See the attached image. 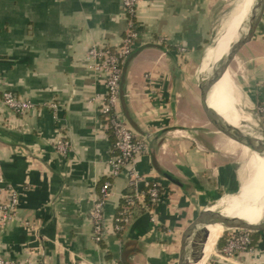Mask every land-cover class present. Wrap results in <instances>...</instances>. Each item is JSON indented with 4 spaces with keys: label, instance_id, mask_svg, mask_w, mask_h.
<instances>
[{
    "label": "crops",
    "instance_id": "0c3cea01",
    "mask_svg": "<svg viewBox=\"0 0 264 264\" xmlns=\"http://www.w3.org/2000/svg\"><path fill=\"white\" fill-rule=\"evenodd\" d=\"M224 1H138V37L123 67L117 109L152 153L136 158L113 179L108 175L113 138L100 114L105 79L84 58L94 44L119 46L126 28L120 0H0V87L35 106L17 114L0 103V202L8 201L9 189L19 196L16 218L0 235L3 256L17 263L33 252L40 264H177L182 234L205 211L202 202L223 204L246 178L241 199L253 194L264 180V152L259 151L248 170L256 148L251 139H242L250 134L238 121L250 118L226 87L234 107L216 84L208 104L217 116L202 123L191 140L200 122V83L218 60V47L226 49L246 29L252 8L223 21ZM222 22L215 43L201 58ZM197 61L196 80L191 72ZM232 67L224 75L232 78L235 93V79L242 88L245 107L249 103L255 108L263 97L264 14L254 39ZM258 117L264 129V117ZM61 134L70 141L65 156L54 147ZM233 149L245 154L243 168L233 162ZM132 171L140 176L137 185H131ZM107 181L111 192L103 208V239L96 243L91 213ZM151 181L160 184L165 196L160 205L147 209L145 182ZM126 190L137 194V203L116 231ZM232 200L230 204L237 202ZM246 204L233 213L261 229L255 232L254 246L234 262L264 264V185ZM219 227L221 235L225 228Z\"/></svg>",
    "mask_w": 264,
    "mask_h": 264
},
{
    "label": "built area",
    "instance_id": "2783aa9c",
    "mask_svg": "<svg viewBox=\"0 0 264 264\" xmlns=\"http://www.w3.org/2000/svg\"><path fill=\"white\" fill-rule=\"evenodd\" d=\"M138 1L120 0L122 16L126 21V28L119 46L111 48L105 44H94L87 49L84 58L88 68L97 74H102L105 79L106 93L101 99L100 114L103 126L106 130L111 131L115 139L113 146L115 153L110 161V171L108 173L110 178L113 179L120 175L123 168L132 165L136 158L148 152L147 141L135 138L134 132L130 129L117 109V104L121 96L123 67L131 57L138 37L136 24ZM178 51L183 52L184 50L179 48ZM262 92L263 97L255 109L259 116L264 117V82ZM0 103L17 114H26L35 109L32 102L23 100L12 91L1 89V87ZM52 108L54 109L55 107L52 105ZM54 147L56 152L65 156L69 152L70 141L65 135L61 134L55 141ZM131 175L133 177L131 185H137L140 176L134 171H132ZM7 192L8 201L6 203L0 202V235L6 226L16 218L19 204L17 192L13 189H9ZM110 192L111 182H104L100 189V197L96 200L91 213L93 240L96 243H100L103 239L105 223L103 208L110 196ZM144 194L148 198L145 205L147 209L160 205L165 196V192H163L160 184L156 181L145 182ZM122 198L125 200V206L121 208L115 217L116 231H120L122 224L127 223L130 216L129 207L137 203V194L129 190L123 193ZM226 230L227 234L224 239V244L215 256L221 261V264H235L234 259L238 254L250 250L252 232L234 228H226ZM33 256V252H30L23 262L17 263L0 253V264H40Z\"/></svg>",
    "mask_w": 264,
    "mask_h": 264
},
{
    "label": "water",
    "instance_id": "95a60500",
    "mask_svg": "<svg viewBox=\"0 0 264 264\" xmlns=\"http://www.w3.org/2000/svg\"><path fill=\"white\" fill-rule=\"evenodd\" d=\"M264 14V0H252V8L248 10V21H247V31L242 39L234 46L229 48L226 55L221 57L213 66L210 67V70L206 73L203 81V85L199 86L200 91V122L195 127L191 140L194 142V138L199 134L202 129L201 124L212 123L217 113L210 108L208 104V98L213 87L217 82L223 77V75L229 70H231L232 65L237 60L239 54L242 50L254 39L256 32L259 28V24L262 20ZM243 140L247 139V142H250L249 139L252 138H242ZM241 139V140H242ZM149 155L152 153V148H148ZM162 177L171 182L172 184L184 188V185L168 175L165 172L159 170ZM206 212L199 213L190 226L183 232L180 243V250L177 259V264H197L202 261L204 254V246L208 238L207 226L209 225H220L224 228H234V229H245L251 232H256L261 229V227L252 226L247 222L230 219L227 216L223 215L220 210H211L214 206V203L202 202ZM202 225L203 227L199 230L201 236L198 239L191 240L193 237L192 228L196 225ZM223 232L218 238L216 245L219 243ZM197 237V236H196ZM215 245V246H216ZM209 259V258H208ZM206 260L205 264H207Z\"/></svg>",
    "mask_w": 264,
    "mask_h": 264
},
{
    "label": "bare ground",
    "instance_id": "6f19581e",
    "mask_svg": "<svg viewBox=\"0 0 264 264\" xmlns=\"http://www.w3.org/2000/svg\"><path fill=\"white\" fill-rule=\"evenodd\" d=\"M242 1H244V2L238 7V10L232 15V17L239 16L242 12H244L252 4V3H248L249 0H242ZM246 17L245 18H242L237 23L238 24H241L246 19ZM246 31H247V27H246V29L243 32H238L237 35H236V37L231 41V43L227 46V48L224 49L225 52L219 46L218 47V51L215 54V59H218L219 60L221 57H223L224 55H226L227 52H228V50H229V48H231V46H233L235 43L239 42L242 39V37L245 35ZM211 52H213V51H211ZM218 56H219V58H218ZM216 62H214V64ZM224 76H225V78L224 77L223 78H224L225 84L223 82V79H221L219 82H217V85L216 86L220 90V92L223 94V96L230 103V100L228 98V95L225 92V87L231 92V94L235 98L238 99L239 97H237V95L235 93V90H234L235 89V86H234V84L232 82L233 80H231L232 78H230V76L228 74H227V76L229 77L230 80L228 79V77L226 75H224ZM202 85H203V82L200 83V86H202ZM210 95H211V93H210ZM230 105H231V103H230ZM232 107H234V106H232ZM246 122H247L246 119H243V118H240L239 117L238 126L242 130H244L246 132H249V134L251 135L252 133H251L250 129L247 127ZM251 140H252V143H253V145L255 146L256 149H255V154L253 156L254 160L252 161V163H250L249 168L253 165L254 161L258 158L259 151H263L264 152V137L263 136H261V135H254V137ZM251 154L252 153H250V155ZM246 182H247V178H246L245 182H243V184L241 186V190L236 195H230L229 197H227L228 199L222 201L223 204H220V205L215 204L211 208V210H220L223 215L227 216L230 219H238V220H241L240 218H238L236 216L238 211H236V212L233 213V211L235 210L234 208L240 207V209H239V211H240L241 210V207L245 203L249 204L258 195V193L261 191V188L264 185V180H262L261 183L258 185L257 189L246 200L245 198L244 199H241L242 194H243V192L246 189V187H245ZM233 198H235V201H237V202L236 203H233V204H230L231 201H233L232 200ZM238 202H241V203H238ZM247 204H246V206H247ZM204 212H206V211H204ZM230 213H232V214H230ZM241 221H244V220H241ZM211 226H212V231L210 230L211 229ZM252 226H255V225H252ZM202 227H203L202 225L198 224V225H196V226H194L192 228V233H193V237L191 238L192 241L195 240V239H198L201 236L199 230ZM206 228H207V231H208V238H207V241H206L205 246H204V251H203L204 257H203L202 261L199 262V263H197V264H205L206 260L211 256V254L214 251L215 244H216V242H217V240L219 238L220 232H221V227H219V225H216V224L215 225H209ZM209 231H211V232H209ZM201 238H202V236H201Z\"/></svg>",
    "mask_w": 264,
    "mask_h": 264
},
{
    "label": "rangeland",
    "instance_id": "374dc122",
    "mask_svg": "<svg viewBox=\"0 0 264 264\" xmlns=\"http://www.w3.org/2000/svg\"><path fill=\"white\" fill-rule=\"evenodd\" d=\"M241 1L242 0H226V1H224L223 6L221 8L222 15H220V19H222L223 21L224 20L228 21L230 19V17L233 15V13H235L238 10V7L241 5ZM248 3H251V0H249ZM222 24H223V22L219 23V25L216 26L215 32L212 35L211 40L208 42V44L205 46L204 50H202V52H201V56H200L201 58H202L203 54L205 53V51L207 50V48H209L214 43V40L217 38V36L220 32ZM201 58H200V60H201ZM198 68H199V62L197 61L196 66L193 68V70L191 72L194 75V78H196V80H197ZM232 68L233 67H231V70H232ZM234 83L236 84V89H237L236 95H237V97H239L238 98V101H239L238 105L240 106V109L245 113V115H248L250 118L249 122H246V124H247V127L250 129L252 134L250 136H248V138H253L254 135H261L264 137V129H263L261 121L258 119L259 115L257 114L256 109L254 107L250 106L249 103L247 104V108L245 107V105H244L245 100L244 99H246L247 101H248V99L243 94L242 88L239 86L236 79H235ZM262 85H263V83L261 84V87H262ZM238 148H241V147H238ZM236 150H238V149H236ZM236 150H234V149L232 150L233 162H236V163L238 162L237 167L243 168L245 166V162H246L245 154L242 153V155H240L241 156L240 157L238 153L236 154V152H239V151H236ZM252 154L250 156H252ZM250 169H251V167L248 168V170H250ZM223 230L224 231H223L222 237L220 239V240H222V242H221L220 246H218L219 243L215 246V254H217L218 250L224 244V239L226 237L227 230H226V228ZM215 254L208 259L207 264H221V261L218 260V258H216Z\"/></svg>",
    "mask_w": 264,
    "mask_h": 264
},
{
    "label": "trees",
    "instance_id": "16d2710c",
    "mask_svg": "<svg viewBox=\"0 0 264 264\" xmlns=\"http://www.w3.org/2000/svg\"><path fill=\"white\" fill-rule=\"evenodd\" d=\"M107 132L110 134V136H112V138H113V146H114V141H115V139H114V136L112 135V133H111V131L110 130H107ZM148 201V198H147V196L145 195V202H147ZM125 206V200L123 199V198H121V200H120V204H119V209H118V212L121 210V208L122 207H124ZM133 207V206H132ZM132 207H129V211H131V208ZM117 212V213H118ZM117 215V214H116ZM122 227H123V224H122ZM251 244H250V247H253L254 246V244H255V240H256V233L255 232H252V234H251ZM221 242H222V240H220L219 241V245L218 246H220V244H221Z\"/></svg>",
    "mask_w": 264,
    "mask_h": 264
}]
</instances>
